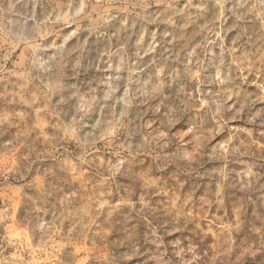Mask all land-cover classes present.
<instances>
[{"label": "rangeland", "instance_id": "374dc122", "mask_svg": "<svg viewBox=\"0 0 264 264\" xmlns=\"http://www.w3.org/2000/svg\"><path fill=\"white\" fill-rule=\"evenodd\" d=\"M0 264H264V0H0Z\"/></svg>", "mask_w": 264, "mask_h": 264}]
</instances>
